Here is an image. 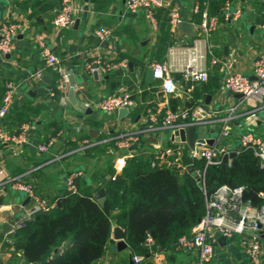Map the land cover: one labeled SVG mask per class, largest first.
Segmentation results:
<instances>
[{
    "label": "crops",
    "instance_id": "crops-1",
    "mask_svg": "<svg viewBox=\"0 0 264 264\" xmlns=\"http://www.w3.org/2000/svg\"><path fill=\"white\" fill-rule=\"evenodd\" d=\"M232 1L243 6L244 16L233 25L213 31L210 36L203 33L197 20L196 13L202 0H167V10L176 7L183 21L192 24L190 33L179 27L177 37L184 38L190 45L195 41L201 43L202 50L207 52L205 67L210 76L207 82L195 84L192 91L179 88L174 96L182 98L184 105L181 108L194 110L200 104L220 118L228 116L232 107L235 108L229 122L233 132L229 141L232 148L239 149L240 134L252 131L264 134V97L245 102L242 95L223 90L225 66L232 61L237 70L253 76L252 63L264 51V0ZM62 2L0 0V26L7 21L22 26L15 50L0 57V106L8 84L15 86L14 102L0 125L11 133H19L22 125H29L24 144L0 145L3 153L0 164V264H25L24 252L17 248L15 235L10 231L11 225L33 204L29 196L13 188L11 179L24 177L33 182L39 194L56 206L65 198V182L70 172L82 171L81 179L94 189L95 195L99 191L96 188L102 185L104 173L113 168L115 174H119L114 167L118 154L153 153L159 143L174 151L182 149L165 131L149 133L136 148L135 145L118 148L116 144L117 126L124 131L152 127L147 120L149 109L166 101L159 83L147 81L150 53L156 48L158 35L152 31L145 11L130 12L126 0H74L78 8L74 24L58 31L54 28V17ZM204 3L210 12L211 0ZM100 27L113 29V37L102 40L96 36L95 30ZM39 35L47 37L52 51L67 69L73 70L78 81L77 100L85 102L92 112L79 111L70 102V84L63 90L59 88V75L41 56L37 44ZM233 52L234 56L231 55ZM100 57L112 62L127 60L128 65L97 75L85 69L87 62ZM214 57L220 62L211 65ZM175 76L180 85L181 74ZM122 89L132 92L135 100L129 114L120 116V111L108 114L96 108L101 97ZM50 90L55 95H51ZM254 108L260 111L256 120L249 116ZM132 114L137 115L136 119ZM215 127L208 138L218 136V127ZM195 137L200 138L197 130ZM50 138H55L54 143L45 152L38 150V145ZM85 139H89L90 144L82 149ZM110 177L111 174H106V178ZM115 226L118 225L114 224L113 228ZM220 237L215 243L212 260L206 264H253L239 235L227 238L226 243ZM108 243L105 255L94 264H135L129 246L123 250L112 248L117 245L113 229ZM195 260L188 252L174 250L161 251L157 256L150 254L142 264H194Z\"/></svg>",
    "mask_w": 264,
    "mask_h": 264
},
{
    "label": "built area",
    "instance_id": "built-area-1",
    "mask_svg": "<svg viewBox=\"0 0 264 264\" xmlns=\"http://www.w3.org/2000/svg\"><path fill=\"white\" fill-rule=\"evenodd\" d=\"M127 9L130 12L144 10L145 16L150 24L152 31L155 33L159 29V19L156 12L159 8H167V0H126ZM78 8L74 0H63L61 9L55 15L54 28L58 31L71 27L75 22V15ZM245 10L242 5L234 4L232 0H227L221 7L218 14H211L208 7H205L202 15L203 19L201 27L206 36H210L213 31L224 26H230L237 23L243 16ZM169 31L174 41L167 47L166 57L163 61L153 60L149 63V69L153 72L154 81L159 83L165 102L158 103L157 106L149 109L147 120L152 125L143 130L124 131L120 126L116 127L118 134L116 135V144L118 148H130L137 145L143 137H148L149 133L165 131L169 139L173 143H179L182 147L181 151H174L159 143L158 147L153 150L154 161L164 160L167 157H175L177 166L181 171L188 170L191 162L183 163L180 158L184 151L186 157L190 161L201 159L204 161V169L196 170L201 180L202 189L206 192L203 178L205 171L209 166L220 165L224 162L231 163L232 156L245 150L253 151L259 159L261 169L264 170V134L259 135L252 132H245L239 136V149L232 148L230 139L233 137L232 128L229 122L233 119L235 108L232 107L230 114L220 118L217 114L208 112L202 105H197L194 110L191 108H181L173 111L169 107V99L174 96L179 88H185L192 91L197 83L207 82L209 80V72L205 67L207 52L202 50L201 43L193 42L188 44L184 38L177 37L180 24L183 22L181 15L176 7L168 10ZM22 26L15 21H7L0 26V57L11 54L16 48V40ZM264 29V25H262ZM96 36L102 40H108L113 37V29L100 27L95 30ZM37 44L40 48L41 56L45 59L46 64L59 75V88L63 90L69 87V77L67 67L61 62L60 58L52 51L51 46L47 42L45 35L37 36ZM232 56L235 53H231ZM235 58V57H233ZM220 60L217 57L212 59L211 65L218 64ZM128 61L112 62L102 57L89 61L85 64V69L92 73L107 72L119 66H127ZM226 76L223 81L222 89L225 91L241 94L243 100L249 101L251 98L262 100L264 97V51L254 59L252 63V75H247L237 70L231 61L225 66ZM176 73L181 74V84L176 78ZM40 77V73H36ZM15 86L9 83L5 96L0 106V122L7 116L15 97ZM51 95H55L50 90ZM135 106L133 93L129 90L122 89L117 92L110 93L96 103V108L108 114L119 112L121 108L130 110ZM260 111L254 108L250 111L249 116L256 120L259 118ZM218 127V136L214 137L212 145L207 143V135ZM29 125L26 123L21 126L19 133L7 132L0 125V145L11 143L20 146L26 142V134ZM188 127H204V137L196 138L193 146H189L186 141L178 140V131L187 129ZM216 128V127H215ZM162 137H160V142ZM55 138H50L48 142L38 145V150L45 152L48 147L54 143ZM227 141V142H226ZM90 144L89 139L84 140L82 149ZM133 154H118L114 167L121 173L126 160ZM178 159V161H177ZM3 162V153L0 151V164ZM194 166V165H193ZM189 171V170H188ZM0 172H2L0 167ZM190 172V171H189ZM83 175L82 171L70 172L66 177L65 187L73 193L78 192L76 185L77 179ZM14 189L24 192L33 201L28 210L11 226L14 235L19 229L27 228V224L31 221L36 213L45 212L55 208V204L43 198L36 185L27 181L24 177L11 179ZM244 185L222 184L219 186L213 197L206 200V213L200 219L191 234L183 235L179 238V242L175 248L177 251H185L195 257L194 264H206L214 255L215 243L218 236L227 238L240 236L245 253L253 264H264V204L261 206L253 205L252 201L244 198ZM264 197V193H261ZM145 245L149 248L150 254L158 255L157 243L154 238L148 234L145 239ZM145 256L134 254L132 260L135 264H142Z\"/></svg>",
    "mask_w": 264,
    "mask_h": 264
},
{
    "label": "trees",
    "instance_id": "trees-1",
    "mask_svg": "<svg viewBox=\"0 0 264 264\" xmlns=\"http://www.w3.org/2000/svg\"><path fill=\"white\" fill-rule=\"evenodd\" d=\"M205 1L196 13L199 23ZM226 1L211 0L210 15L218 14ZM167 14V8L156 12L159 29L151 61H163L172 42ZM182 105V98L170 97V109L176 111ZM136 117L132 114V118ZM180 160L191 162L199 171L205 166L201 159L190 161L185 151ZM153 161V153L141 151L126 160L121 173L115 174L113 168L104 173L102 185L96 188L106 190L103 204L95 199L94 189L85 179H77V193L67 190L60 205L47 213H36L27 228L15 233V244L24 252V263L94 264L105 255L114 224L124 229L133 254L150 255L144 242L148 234L156 241L159 252L174 251L179 238L191 234L205 215L206 200L225 183L244 185L246 200L256 206L264 204V170L253 151L234 154L230 164L209 166L203 178L206 192L199 178L188 170L182 172L177 162L169 163L175 157ZM106 174L111 177L106 178Z\"/></svg>",
    "mask_w": 264,
    "mask_h": 264
},
{
    "label": "water",
    "instance_id": "water-1",
    "mask_svg": "<svg viewBox=\"0 0 264 264\" xmlns=\"http://www.w3.org/2000/svg\"><path fill=\"white\" fill-rule=\"evenodd\" d=\"M180 28L185 32V33H190L193 28L192 24L187 22V21H183L180 24ZM132 66V63L130 62V67ZM68 72L70 74L69 77V82H70V89H69V100L70 102L77 108V110L79 111H85V112H92L90 108H88L85 104V102L79 103L76 97V93L75 90L77 88L78 85V81H77V77L74 74L72 69H68ZM95 75H97V73H94ZM147 81L149 83H153L154 82V78H153V72L151 69L147 70ZM241 95V94H240ZM120 116H124L129 114L130 110H128L127 108H121L120 110ZM196 130L199 132V137H204V127H188L187 129H181L180 131H178L179 137L177 138L178 140H182V141H186L187 144L189 146H193L194 144V140H195V135H196ZM207 143L212 145L214 143L213 139H208ZM137 146L135 145L134 148H136ZM188 170L193 174L194 177L199 178L198 173L195 170V167L193 165H190ZM105 188L101 189L100 191H98L94 197L96 200H98V202L100 204H103L104 200H105ZM63 200L60 199L59 200V204L62 202ZM45 213V212H42ZM113 238L117 241V245H114L112 248L118 249V250H123L124 248L128 247V243L125 241V231L124 229H122L120 226H115L113 228ZM221 240L224 241V243L227 242L226 237L221 236L220 237Z\"/></svg>",
    "mask_w": 264,
    "mask_h": 264
}]
</instances>
